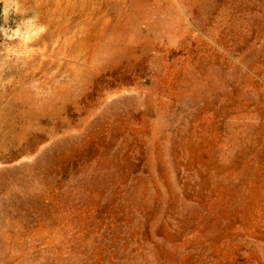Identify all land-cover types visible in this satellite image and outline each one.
<instances>
[{
  "label": "rangeland",
  "instance_id": "374dc122",
  "mask_svg": "<svg viewBox=\"0 0 264 264\" xmlns=\"http://www.w3.org/2000/svg\"><path fill=\"white\" fill-rule=\"evenodd\" d=\"M0 264H264V0H0Z\"/></svg>",
  "mask_w": 264,
  "mask_h": 264
}]
</instances>
